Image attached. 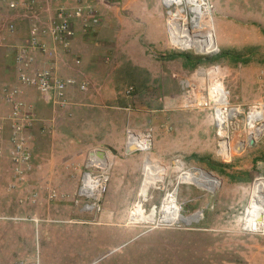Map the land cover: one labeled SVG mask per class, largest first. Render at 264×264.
I'll return each instance as SVG.
<instances>
[{
    "label": "rangeland",
    "instance_id": "obj_1",
    "mask_svg": "<svg viewBox=\"0 0 264 264\" xmlns=\"http://www.w3.org/2000/svg\"><path fill=\"white\" fill-rule=\"evenodd\" d=\"M6 1L9 8H20L12 7L11 2L17 0ZM53 1L57 0H41L39 12L49 11ZM104 1L114 5L119 14L126 9L128 23L139 26L144 24L143 12L156 6L154 0ZM209 2L212 25L204 26L203 30L216 32L218 54H198L192 47L182 50L171 44L169 37L168 42L156 45L135 33V39L129 36L125 44L127 57L118 58V63L111 56L108 62L97 60L105 71L115 70L116 75L112 77L118 83L117 96H104L107 99L98 101L99 105L94 108L96 114L91 119H96L97 132L108 133L101 124L109 115L118 129L123 130L128 125L126 134L130 130L151 134L150 152L121 154L134 157L138 163L134 202L126 206L108 198L112 167L108 191L100 203L101 211L82 209L86 199L77 195L79 184L88 169L91 152L105 150L103 137L90 142L87 136L90 133L85 131L84 139L89 146L84 147L82 153L78 147L67 155L66 151H57L50 155V161L43 162L44 167L49 168L44 171L33 170V156L16 188L9 187L14 179L7 156L0 162L1 169L6 168L0 169V264H264V235L256 236L243 230L240 211L242 203L247 198L249 201L254 178L264 174V137L251 142L241 135L231 136L230 153H224L226 157L219 155L218 137L210 116L205 110L184 105L188 94L222 93L226 101L245 106L264 101V0ZM217 8L222 16L221 35L217 32ZM33 11L23 8L29 19H36ZM165 11H162L164 20ZM4 21L6 29L13 24L2 16ZM200 28L201 25L192 27L196 34H200ZM2 47L0 42V52ZM113 62L114 65L110 64ZM14 77L12 74L11 79ZM95 93L101 96L100 90ZM111 93L113 95V91ZM7 106L8 102L0 100V123L10 112ZM41 130L50 137L54 134L44 127ZM241 142L244 146H240ZM110 155L111 160L116 159ZM144 159L145 168L147 163L153 168L147 187L148 198L147 195L141 198L146 214L150 213L151 206L174 201L183 220L161 222L160 213L156 212L152 222L145 220L127 226L117 218L121 211L127 218L126 212H130L138 200ZM190 165L210 172L205 173L208 185L205 188L211 189L219 182L217 188L211 191L189 181L179 182L180 169ZM57 178L61 186L55 183ZM51 189L56 191L54 198H50ZM172 191L171 199H166ZM33 195H36L34 201L28 197ZM25 197L29 199L20 201ZM13 216H19L20 220ZM32 218H38V222L31 221Z\"/></svg>",
    "mask_w": 264,
    "mask_h": 264
},
{
    "label": "built area",
    "instance_id": "obj_2",
    "mask_svg": "<svg viewBox=\"0 0 264 264\" xmlns=\"http://www.w3.org/2000/svg\"><path fill=\"white\" fill-rule=\"evenodd\" d=\"M49 1L50 0H48V2ZM40 2L41 0H17L11 2V4L13 5L12 7L33 9L36 16H38ZM161 2L166 10V25L171 44L182 50L191 48L187 45H182L180 47L173 43V30L169 28V26L173 20H177L194 32V29H192V17L194 16V12L190 7L196 4V0H161ZM199 2H201V0H199ZM203 3L211 7L209 0H203ZM73 18L82 20L84 25L89 27L91 24L94 25L99 22V13L92 5L81 4L71 9L60 6L53 14H50L43 19L39 17L31 19L29 40L16 47L14 57L18 81L26 86H34L45 100L54 105L56 111H60L62 114L69 117L72 116L73 102L68 96V88L77 87L81 92H85L88 88L89 82L85 80L79 81L74 76L63 77L58 74V70L54 66L38 67L36 65V58L38 54H41L42 56H58L60 51L64 52L63 50L70 49V41L75 35ZM13 29L14 24H11L9 30L13 31ZM203 29V27L199 29L201 31L202 45L199 49L192 48L198 54L202 55L218 54L220 52V47L217 41L212 48H209L212 40L208 42L209 39L206 38L205 30ZM183 37L184 36L182 35V38ZM0 42H2V36H0ZM76 62L77 64H80L81 60L76 59ZM185 96L187 102L184 105L186 107L205 110L208 116H210L218 137L217 153L219 155L226 157V153L222 154L218 151L219 149H222L224 145L226 146V140L228 141V146L231 147L230 139L233 136L241 135L244 140L248 137H253L251 142H257L258 139L264 137V101L253 103L251 106H245L240 102L231 103L226 101L223 98L222 93H214L205 96L188 94ZM0 100L8 102L11 107L9 114L4 118V120L9 122L10 125L8 136L9 148H7L5 141L0 138V161L8 156L11 163L10 168L12 171V177L14 179V181L9 184V187L16 188L18 182L29 168L33 159V129L38 118L34 112L33 105L21 97V91L18 87L4 84L0 87ZM56 118L57 115L54 119H51L54 126L57 124ZM147 139L152 142L151 134L149 132L139 133L131 130L128 131L125 142L126 154H131L134 151L145 153L150 152L152 148L148 150L147 143H145ZM136 140L138 141L137 146L134 144V141ZM96 150L97 149H94L93 151ZM105 161H107V165L104 166L92 165L89 163L87 167L92 168L95 172L87 170L83 173L77 191L78 196L86 199L82 209L97 212L101 211L100 203L103 196L108 191V184L111 177L110 164L106 154ZM145 161L146 160H144L143 163L142 183L146 179V173L144 172ZM180 170L178 179L181 183L189 181L197 185L198 183L193 178L203 179L204 181L199 182L200 184L207 181L205 173L208 171L201 166H183ZM215 179L217 182L219 181L216 176ZM218 183H216V186H213L211 189L203 186L199 187L212 191L217 188ZM263 185L264 174H259L252 182L251 195L246 208L242 212L243 223H245L244 218L249 222L246 229H243L258 236L264 235V204L256 201L258 198L255 196V191L264 189ZM151 186L152 184L149 187V191ZM171 194H173V191L169 192L165 198L171 199ZM54 196H56V192L51 189L50 198H53ZM139 196H141L140 192ZM34 197H36V195L29 198L34 201ZM29 198H20V201L25 202Z\"/></svg>",
    "mask_w": 264,
    "mask_h": 264
},
{
    "label": "crops",
    "instance_id": "obj_3",
    "mask_svg": "<svg viewBox=\"0 0 264 264\" xmlns=\"http://www.w3.org/2000/svg\"><path fill=\"white\" fill-rule=\"evenodd\" d=\"M232 1H234V3L239 2V0ZM4 2L8 3L6 0H0V36H2L3 43V49L0 52V86L5 84L4 82L6 80L9 81L6 82L7 84L17 86L22 91V96L26 97L27 100L23 98L32 104L35 110L34 112L38 121L35 123L33 129V170L37 168H39L40 171L49 169L44 167V161H50V159H48L50 155H54L57 151H66V155L74 147H78L79 152L82 150L84 151V147L89 146L87 143L88 140L84 139V132L86 131V133H90L89 135L87 134V136L90 137V142H94L103 137L104 145L106 146L105 150L107 151L108 157L110 156L108 162L111 168L114 167L108 191V198L110 201L126 204V206L134 202L138 190V181L134 180L135 173L136 176L138 173V163L134 157H122L121 155L125 153L127 136L125 129L128 125H126V128L123 130L118 129L119 126L111 122L109 115H106L108 118L100 124L103 126L102 128H104V130L107 129L108 133L103 134L100 130L97 132L96 126L94 127V125L97 124L95 122L96 119L94 121L91 119L92 116L96 114L94 108L99 105L98 101H104L107 99L106 97L109 96L111 98L117 96L116 85H118V83L112 77L116 75L115 70H106V72L104 68H101L102 63H99L98 66L97 60L101 62L105 60L108 62L111 56L114 61L118 63V58L127 57L128 50L125 44L128 43L129 36L132 37L133 40L135 39V33L139 36L142 35L147 42H152L156 45L160 42H168L167 29L164 22V14L162 12L164 8L161 1L154 0L153 4L154 6L156 5L155 8L152 10L147 9L143 12V18H145L143 26L128 23L126 9L125 11L121 10L119 14V12L115 10L114 5H109L104 0H57L51 2L49 11L39 12V14H41L40 18L42 19V15L45 13L46 15L43 17L53 14L56 7L64 6L65 8L71 9L81 4L92 5L95 7L96 11L99 12V22L94 25L91 24L89 27H86L82 20L73 18L75 36L71 40V46L68 52L60 51L58 56H54L55 58H48L49 56L42 55H38L36 58V65L38 67L54 66L57 68L58 74L63 77L76 76L81 81L85 80L89 82L85 92H81L77 87L68 88V96L73 102L72 116L70 117L62 114L60 111H56L54 105L45 100L34 86H26L18 81L15 69L14 51L16 47L29 40L30 24L33 18L29 19L27 13L23 12V8H9ZM143 7H147V4H143ZM145 12H147V14H144ZM216 13H218L216 23L219 29L217 32L219 33L218 35H221L220 25H222V16L218 8ZM2 16L3 19L4 16L8 17L9 21H11L10 23L13 22V31L8 28L6 29L5 21L2 22ZM156 16L159 17V19H157ZM36 17H39V15ZM11 46H13V49H11ZM76 59H81L80 65L77 64ZM110 64L114 65V62ZM12 74H15L14 79H11ZM97 90L101 91V96L95 93ZM112 91L113 95L111 93ZM105 92L109 94L107 93V95H105ZM28 96H30V98H28ZM110 102L115 103V101L112 100ZM103 104L104 106H109L105 103ZM117 104L118 102L113 105ZM8 107L10 108V104H8L7 108ZM115 111L116 110H113V112ZM56 115L57 124L54 126L51 119H54ZM91 121L93 125L92 123L90 125ZM42 127L54 133L50 134L52 138L42 133ZM9 129V122H3L2 131L0 132L2 135L0 138L5 141L7 148H9ZM69 137H71V140H69ZM92 148H94V146ZM110 153L115 156V160H111ZM9 164L11 166L10 162ZM118 166L122 167V170L118 169ZM2 167L3 166L0 164V169ZM4 169L6 168L1 169V171ZM53 171L51 172L53 173ZM56 180L55 183L57 185L59 183V186H61L62 182H60L58 178ZM16 194H19V191H17ZM247 201L248 198L240 206L241 212L247 204ZM121 212L118 213L117 218L121 216ZM13 219L20 220L19 216H13Z\"/></svg>",
    "mask_w": 264,
    "mask_h": 264
},
{
    "label": "bare ground",
    "instance_id": "obj_4",
    "mask_svg": "<svg viewBox=\"0 0 264 264\" xmlns=\"http://www.w3.org/2000/svg\"><path fill=\"white\" fill-rule=\"evenodd\" d=\"M190 8L194 12V16L192 17V24H193L192 27L195 25H199V26L201 25L202 27L212 25V23H211L212 22V15H211V12L209 10V6L205 3H203V0H201V2H199V0H196V4H194ZM203 22H205V23H203ZM169 28H171L173 30L174 37H172V42L175 43L176 45H178L180 47L182 45H187L190 47H194L196 49H199V47L202 45L201 35L199 33H197V34L194 33L193 31H191L189 28H187L186 26H184L183 24H181L177 20H173L170 23ZM183 32H184V34H183ZM205 34H206V38L209 39L208 42H210L212 40L209 48H212L216 44V41L218 43L216 32H214L213 30H209ZM182 35L184 36L183 38H182ZM252 138L253 137H248L249 140H251ZM145 143H147V146L150 149L152 142L147 139V141H145ZM134 144L137 146L138 141L137 140L134 141ZM243 144H244V142H241L240 146H244ZM250 144H251V142H250ZM219 150L223 153H226L227 155L230 153V146H228L227 140H226V146L224 145L223 148L219 149ZM96 151H98V154ZM96 151L91 152L92 155L90 154L89 163L91 160L92 165H101V166L107 165V161H105L103 151L101 149H97ZM89 163H88V165H89ZM144 172L146 173V179L144 180L141 188L138 191V200L135 203L132 210H130V212H126L125 217L127 216V214H129V216L127 218L123 217V215L125 213L123 215L121 214L120 222L121 223L124 222V224L127 226H133L136 223L141 222V221H145V220L147 222H152L154 219L153 216L156 212L160 213V216H161L160 221L161 222L172 223V222H176L179 220H183L184 218H182L181 214L179 213L178 205L174 201L173 202L166 201L160 206L159 205L151 206V208L149 209L150 213L146 214L147 209L141 205V203L143 202V201L141 202V198L148 194V188L147 187H148V184L150 183V179L153 176V168L151 167V164L147 163ZM206 178H207V175H206ZM193 179L198 183L197 184L198 186H203V187L208 186V185H206L207 184L206 181L202 184L199 183V182H203L204 181L203 179L202 180L198 179V178H193ZM139 192L141 195L140 197H139ZM255 196H256V198L260 199V200L256 199V201L258 203L264 204V189L256 190ZM131 220H134V221H131ZM244 222L245 223L242 222V229L243 228L246 229L247 224H249L248 220L245 218H244Z\"/></svg>",
    "mask_w": 264,
    "mask_h": 264
},
{
    "label": "clouds",
    "instance_id": "obj_5",
    "mask_svg": "<svg viewBox=\"0 0 264 264\" xmlns=\"http://www.w3.org/2000/svg\"><path fill=\"white\" fill-rule=\"evenodd\" d=\"M160 1H161V0H160ZM161 4H162V2H161ZM162 6H163V4H162ZM163 8H164V6H163ZM164 9H165V8H164ZM165 14H166V13H165ZM165 20H166V18H165ZM165 25H166V21H165ZM166 29H167V25H166ZM167 34H168V30H167ZM168 37H169V34H168ZM218 45H219V44H218ZM185 51H186V50H185ZM14 52H15V51H14ZM5 84H7V83H5ZM21 84H22V83H21ZM2 86H3V85H2ZM2 86H0V87H2ZM10 86H11V85H10ZM13 87H17V86H13ZM20 91H21V90H20ZM21 97H23V96H22V91H21ZM5 102H6V101H5ZM8 104H9V103H8ZM10 108H11V107H10ZM8 114H9V113H8ZM8 114H7V115H8ZM4 118H5V117L2 118V121H1V123H0V128H1V129H2V124H3V122H5ZM6 122H7V121H6ZM1 129H0V130H1ZM9 130H10V129H9ZM101 150H102V149H101ZM102 151H105V152H106L105 154H106V156L108 157V155H107V151H106V150H102ZM124 154H126V152H125ZM33 156H34V151H33ZM109 158H110V156H109ZM144 160H145V159H144ZM143 163H144V162H143ZM86 166H87V165H86ZM110 169H111V166H110ZM87 170H88V171L90 170L89 167H88ZM87 170H86V171H87ZM11 172H12V171H11ZM84 172H85V171H84ZM82 176H83V175H82ZM81 179H82V178H81ZM80 183H81V181H80ZM141 185H142V182H141ZM79 186H80V184H79ZM55 192H56V191H55ZM149 192H150V191H149ZM28 197H30V196H28ZM139 197H140V196H139ZM25 198H26V197H25ZM53 198H54V197H53ZM147 198H148V197H147ZM242 212H243V211H242ZM241 215H242V214H241ZM31 220H32V221L35 220L36 222H38V218H32ZM250 234H251V233H250ZM252 235H255V234H252ZM256 236H258V235H256Z\"/></svg>",
    "mask_w": 264,
    "mask_h": 264
},
{
    "label": "water",
    "instance_id": "obj_6",
    "mask_svg": "<svg viewBox=\"0 0 264 264\" xmlns=\"http://www.w3.org/2000/svg\"><path fill=\"white\" fill-rule=\"evenodd\" d=\"M97 152V154H98V151H96ZM103 154H104V158H105V151H103ZM91 155H92V153H91Z\"/></svg>",
    "mask_w": 264,
    "mask_h": 264
}]
</instances>
